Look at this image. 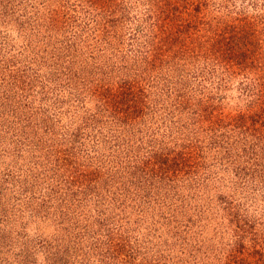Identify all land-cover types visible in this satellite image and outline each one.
I'll list each match as a JSON object with an SVG mask.
<instances>
[{
  "label": "rangeland",
  "instance_id": "374dc122",
  "mask_svg": "<svg viewBox=\"0 0 264 264\" xmlns=\"http://www.w3.org/2000/svg\"><path fill=\"white\" fill-rule=\"evenodd\" d=\"M0 264H264V0H0Z\"/></svg>",
  "mask_w": 264,
  "mask_h": 264
}]
</instances>
